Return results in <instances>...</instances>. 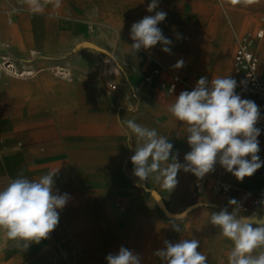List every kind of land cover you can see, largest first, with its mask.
I'll use <instances>...</instances> for the list:
<instances>
[{"label":"rangeland","instance_id":"374dc122","mask_svg":"<svg viewBox=\"0 0 264 264\" xmlns=\"http://www.w3.org/2000/svg\"><path fill=\"white\" fill-rule=\"evenodd\" d=\"M111 8L106 0L102 3L98 0H61L58 8L54 7L53 2H49L40 14L31 13L24 0H18V3L8 0L6 5L0 6V17H3L6 23L0 27L17 29L19 36L16 39H8L0 32V44L5 46L0 49V189L11 181L3 166L4 158L23 153L28 161L26 178L34 180L33 171L40 166V177L56 172L54 187L70 185L75 193V198L70 200L72 209L59 213L58 226L49 237L38 244H30L27 250L20 248L19 257L2 255L6 250L3 242L6 233L0 231V264H107L105 242L94 223L79 222L81 213L78 210L83 207L85 201L78 181L71 179L69 184L59 166L48 168L45 162L35 166L32 161L35 154L45 155L49 145L59 148L66 139L113 136L125 139L126 154L122 159L123 166L116 168V171L122 174L127 183L109 182L98 192L108 201L110 220L107 224L113 235L115 234L114 244L119 249L123 246L138 254L141 264H163L154 253L164 247L165 240L176 243L181 239H197L200 241L199 251L207 256V264H228L232 242L224 238L219 229L210 223V216L212 212H218L225 207L231 213L236 206L229 205L228 201L234 197L215 195L207 191L200 200L193 198L196 176L192 173L186 181L177 176L178 184L171 192L162 189L151 178L143 184L138 183V178L133 175V168L130 167L132 148L127 146L126 126L114 127L108 119L88 126L83 123L84 120L73 116L81 108L78 103L63 100L61 104H51L55 87H69L73 83H79L81 79L91 80L92 74L97 75L102 82L104 97L121 101V108L128 107L123 102L131 101L129 109H135L130 111L133 114L141 111L140 102L145 96L159 90L168 94L161 90L160 83L168 82L169 79H157L153 85L144 80L155 68L167 69L164 63L166 60L159 55L158 45L153 47L154 52L141 49L135 53L130 48L134 42L121 30V26L131 28L134 22L146 15H155V12L161 9L157 8L149 13L144 7H116L115 14H112ZM238 19L239 29L231 44L229 62L217 73L218 77H229L236 43L241 35L245 31H256L261 27V21L264 25V0H252L248 3V9L244 10ZM188 33V40L194 41L190 28ZM14 41L19 45L13 44ZM171 41L169 47L173 53L168 57H177V61L182 59L184 66L181 70H191L194 62L198 64L199 57L193 54V51L179 50L176 48L179 43L176 40ZM263 47L264 41L260 49L263 58L260 59L261 77L264 76ZM204 50L207 53L208 47ZM134 53L138 54L134 58L138 66L130 60L131 54ZM4 57L13 60L20 71H33L34 76L16 78L6 74L1 70ZM200 59L199 64L202 65L207 55L200 56ZM143 60L145 61L142 64ZM112 67L117 68L118 74H109L108 70ZM56 69L68 73L73 82L57 75ZM181 73L171 71L168 75L170 79L177 77L180 86L185 89L189 84ZM110 82L117 86L116 91L110 90ZM178 92L179 90L174 94L177 95ZM104 110L103 112H106ZM180 138L178 134L168 138L174 146L173 149L178 146ZM206 175L219 177L209 173ZM111 191L114 193H110ZM175 192L179 195H175L176 198L171 197ZM174 203L175 212L169 208V205ZM144 208L155 214L146 243L140 239ZM236 214L239 215L237 212ZM129 218L133 219L130 227ZM160 223L163 225V231L157 229ZM173 224L179 225L181 231H174ZM262 250L264 248L256 249L253 254ZM55 251L57 254L52 257Z\"/></svg>","mask_w":264,"mask_h":264},{"label":"clouds","instance_id":"9594fccd","mask_svg":"<svg viewBox=\"0 0 264 264\" xmlns=\"http://www.w3.org/2000/svg\"><path fill=\"white\" fill-rule=\"evenodd\" d=\"M24 2L33 14L42 13L49 2L57 8L61 5V0ZM239 2L241 0H233V3ZM245 2L251 3L252 0ZM157 7L158 0H151L147 11L151 13ZM166 16V12L156 11L155 15H146L132 24L130 38L134 43L130 48L135 53L141 49L149 50L159 43L164 52L171 54L169 45L172 41L158 27ZM183 66L182 59L173 65L176 69ZM236 88L237 81L230 76L211 81L201 77L193 90L181 91L168 106V112L177 121L183 122L186 129L191 150L185 154L183 164L173 154L174 146L168 137L132 119L121 120V125L127 129L129 148L133 147L135 137L134 155L130 159L138 183L143 184L151 178L162 189L171 192L178 184L180 170L202 179L219 163L238 182H243L264 166L258 155L257 137L261 129L256 125L260 120L259 108L253 101L242 99ZM55 175L56 172L50 173L37 180L21 175L0 189V229L23 250H27L32 243L38 244L47 239L58 226V210L65 207L69 197L67 193L54 192ZM260 203L264 205V201ZM228 204L236 206L231 213L225 207L210 216V223L232 242L228 264H264V250L253 254L256 249L264 248V221L237 216L240 205L235 199H229ZM172 228L176 232L181 231L177 224H173ZM199 248L200 241L197 239H181L176 243L165 240L164 247L154 255L163 264H207V256ZM106 260L107 264H141L140 256L123 246L118 253L107 255Z\"/></svg>","mask_w":264,"mask_h":264},{"label":"crops","instance_id":"0c3cea01","mask_svg":"<svg viewBox=\"0 0 264 264\" xmlns=\"http://www.w3.org/2000/svg\"><path fill=\"white\" fill-rule=\"evenodd\" d=\"M10 1L18 3V0ZM104 1L105 0H98L100 3ZM106 1L112 8H147L148 4L151 2V0ZM7 3L8 0H0V6L6 5ZM257 7H255V9ZM260 7H262V5ZM157 8L167 13L166 19L159 24V28L162 30L163 35L169 40H176L179 43L176 48L179 50H184V45H190V51H193V54L199 57L197 58L198 64L194 62L191 70L176 69L173 65L176 64L177 57L175 59L168 57L169 53L164 52L162 50L163 46L158 43L159 55L166 60L165 62H162L167 66V69L164 68V72L158 80L168 81L169 79L168 82H170L172 78L170 79L168 72L169 74L171 71L178 73L182 72L181 75L187 84H189L187 85V88L182 89L180 84H178L176 91L179 90V92L177 95L166 94L159 90L150 96H145L140 102L141 107L139 109L141 111L137 114H133L128 111L132 104L131 101L123 102L124 104H127L128 107L121 108L119 106L122 104L121 101H114L104 97V87L102 82L98 79L97 75L92 74L91 80L85 81L84 79H81L82 81L76 84L73 83V85L69 87H55L53 97L51 98V104H61L63 100H70L71 103H78L81 108L79 112L73 116L77 119L84 120L83 123L88 126L95 125V123L100 120L108 119L114 127L121 128L123 127L121 125V120L132 119L138 124L149 128H155L161 136L171 138L173 135L178 134L181 138L176 149H173V154L176 155L178 161L183 164L185 163V154L191 150L187 143L186 129L183 126V122L177 121L168 112V106L175 101V98L181 91L193 90V87H195L199 78L207 77L209 81H211V79L217 78V73L227 66L231 55V44L234 40L236 31L239 29L238 18L241 17L244 10L248 9V3H246L245 0H241L239 3H233V0H158ZM113 14L115 13L113 12ZM19 17H21V14H19ZM174 24L175 27L173 28ZM1 25H6L3 17H0V26ZM260 25L261 27L257 30L264 29L262 21ZM189 28L191 29V35L195 42L188 40ZM129 29L131 30V28ZM14 30L18 36V30ZM251 31L256 32L253 30L245 31L243 35ZM243 35H241V37ZM127 37L130 38L129 35H127ZM240 38L237 40L236 49ZM263 41L264 39L258 43L255 49L259 59H261L260 48ZM13 44H16L17 46L19 45L17 41H14ZM206 47H208V50L206 51L207 53H205L204 50ZM226 48L230 49V54L227 64H223L221 54ZM171 53L173 52L171 51ZM144 54L148 56V54ZM137 55L138 54L135 53L131 54L130 58L131 62L136 66L138 65L133 60ZM202 55H207V59L205 60V63L200 65V56ZM233 58L231 61L230 73L232 70ZM144 61L145 60L142 61V64ZM188 70L190 71V74L188 73ZM186 75L189 77L187 78ZM260 78L264 79V76ZM104 109L106 112H103ZM122 138L123 137L120 136H113L98 139L82 137L66 139L59 148L49 145L46 149L45 155L35 154L32 161V164L35 166L41 162H45V166L47 165L48 168L53 165L59 166V168L63 170L64 175L68 178L69 184L72 182L71 179L78 181L80 185L79 190L85 201L83 207L78 210L81 213L79 222L81 224L94 223L100 237H102L105 242L104 250L106 255L118 253L119 248L114 244L116 242L113 237L115 234L113 235L107 224V221L110 220L108 201L100 195L98 190L106 187L109 182L127 183L122 177V174L119 173V171H116V168L123 166L122 159L126 154L125 139ZM257 139L259 140L260 148L258 155L261 158L264 155V134L261 133ZM134 147L135 137L133 136V147L131 149L132 155H134ZM248 158L250 159V157ZM27 162L25 154L23 153L4 158L3 166L6 170L7 176L11 180L18 178L21 175L25 177L26 168L28 166ZM130 167H134L132 163H130ZM38 169H40V166L37 167V170L33 171L32 178H34V180H37L40 177ZM190 173L191 172L179 171L178 178L186 181L191 175ZM209 174L217 175L219 177L205 176L212 179L224 180L236 187L237 192H234L231 197H234L239 204L244 205H250L252 203L257 190L263 183V178L260 175L259 170H257L253 176L246 177L243 182H238L236 178L221 167L219 163L215 165V170ZM222 175L225 177H222ZM54 192H57L58 194L67 193L69 197L65 207L62 210H58L59 213L72 209L70 200L75 198V193H73L70 185H57L54 187ZM175 195L178 196L179 193H172L171 197L176 198ZM192 196L195 198L194 194ZM201 197L196 199L200 200ZM169 208L175 212L176 203L170 204ZM237 213L239 214L238 216L241 217L239 211H237ZM158 214L159 213H157V215ZM154 215L155 214L151 213L150 210L144 208V217L140 225V239L143 240L144 243L147 242L149 232L151 231ZM114 218H116V216ZM132 220V218H129L128 220L129 227L132 225ZM161 224L162 223L157 226V229L163 231V225ZM0 231L3 232L4 230L0 229ZM3 242L6 246L5 252L2 253L4 257L12 255L14 257H19L20 247H17L14 241L11 242V240L5 235L3 236ZM53 254L52 257H55L57 252L55 251ZM84 257L85 256L83 255L82 258Z\"/></svg>","mask_w":264,"mask_h":264},{"label":"built area","instance_id":"2783aa9c","mask_svg":"<svg viewBox=\"0 0 264 264\" xmlns=\"http://www.w3.org/2000/svg\"><path fill=\"white\" fill-rule=\"evenodd\" d=\"M264 39V29H259L256 32H249L243 35L236 49L232 70L230 77L237 81L236 93L241 96L242 99H248L253 101L259 108L260 120L258 121L256 127L261 129V133L264 134V79L259 76V63L260 59L255 51L256 46L260 41ZM3 47L0 45V49ZM16 66V67H15ZM17 65L10 58H2L1 70L6 74L17 75L19 72L20 78H30L34 76L33 71H20L17 69ZM18 70V71H17ZM164 72V68H155L145 77V82L149 85L156 83L157 79ZM57 75L65 80H72L68 73L63 72L61 69H56ZM109 74H114L109 71ZM180 80L177 77H173L170 82H161V90L167 92L168 94H174L177 90V86ZM111 91H116L117 86L112 82L109 84ZM264 161V155L260 158ZM260 175L263 178V183L256 192L255 198L250 205L239 204V213L241 217H248L251 219H257L258 221H264V205L260 201H264V166L258 169ZM207 191H211L215 195H222L229 197L234 192H237V188L232 184L221 180L212 179L204 176L202 179H195L194 197L199 198ZM112 194L114 192H111Z\"/></svg>","mask_w":264,"mask_h":264},{"label":"bare ground","instance_id":"6f19581e","mask_svg":"<svg viewBox=\"0 0 264 264\" xmlns=\"http://www.w3.org/2000/svg\"><path fill=\"white\" fill-rule=\"evenodd\" d=\"M115 9L116 8H111L110 10H111V12H112V14H113V12L115 13ZM5 26V25H4ZM121 30L123 31V32H125L127 35H129L130 36V29H129V27H127V26H125V25H123V26H121ZM0 32L2 33V34H4L7 38H12V39H16L18 36H17V34H16V31L13 29V30H8V29H3V28H1L0 27ZM28 40V39H27ZM29 42V41H28ZM1 45V44H0ZM2 46V45H1ZM2 47H5V46H2ZM7 47V46H6ZM261 47H262V45H261ZM183 48H184V50H186V51H190L191 50V46L190 45H184L183 46ZM264 48V47H263ZM261 49V48H260ZM150 51H152V52H154V48H151V49H149ZM149 50H146V51H149ZM264 51V50H263ZM229 54H230V49L229 48H226V49H224L223 50V52H222V54H221V58H222V61H223V64H227V62H228V58H229ZM142 59H144V58H142ZM261 59H263V58H261ZM139 60V59H138ZM134 61H136V60H134ZM261 61V60H260ZM139 62V61H138ZM261 63H259V71H258V73H259V76H260V65ZM137 65H138V63H137ZM140 65V64H139ZM263 66V65H262ZM16 67V66H15ZM18 69V68H17ZM18 71V70H17ZM109 71H111V72H113L115 75H116V73L118 74V70H117V68L115 67H112V68H110L109 70H108V72ZM8 75H10V76H12V77H16V78H19V72H16V74L17 75H11V74H9V73H7ZM262 74V73H261ZM186 77L188 78L189 76L188 75H186ZM261 77V76H260ZM69 82H73V80H70ZM230 184V183H229ZM97 202V201H96ZM11 242H13V241H11Z\"/></svg>","mask_w":264,"mask_h":264},{"label":"water","instance_id":"95a60500","mask_svg":"<svg viewBox=\"0 0 264 264\" xmlns=\"http://www.w3.org/2000/svg\"><path fill=\"white\" fill-rule=\"evenodd\" d=\"M254 220H257V219H254ZM258 221V220H257Z\"/></svg>","mask_w":264,"mask_h":264}]
</instances>
